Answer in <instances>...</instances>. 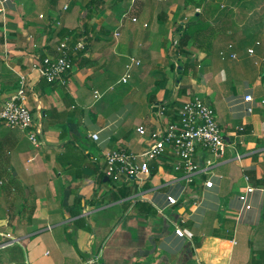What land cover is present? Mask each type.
Returning <instances> with one entry per match:
<instances>
[{"label":"crops","instance_id":"obj_1","mask_svg":"<svg viewBox=\"0 0 264 264\" xmlns=\"http://www.w3.org/2000/svg\"><path fill=\"white\" fill-rule=\"evenodd\" d=\"M89 1L88 14L77 0H11L0 13V108L24 76L40 139L34 147L26 131L0 130V264H264V48L249 55L244 46L264 38V16L257 23L249 16L240 32L244 20L234 15L233 38L219 35L206 54L181 46L189 24L181 0H106L98 10V0ZM72 3L76 12L61 24L56 12ZM65 36L85 49L71 58L64 83L48 84L32 67L56 56ZM131 54L141 62L127 82H120L125 66L116 80L129 85L118 108L108 74ZM248 94L253 101L245 104ZM193 97L213 108L227 144L220 158L196 150L194 161L210 169L188 183L168 153L149 162L147 176L113 182L104 175L105 151L143 152ZM208 179L212 188L204 187ZM247 186L255 190L251 209L241 211ZM175 224L185 238L174 236ZM7 234L12 240L1 247Z\"/></svg>","mask_w":264,"mask_h":264},{"label":"built area","instance_id":"obj_2","mask_svg":"<svg viewBox=\"0 0 264 264\" xmlns=\"http://www.w3.org/2000/svg\"><path fill=\"white\" fill-rule=\"evenodd\" d=\"M11 0H0V13L3 12L6 3ZM223 6H221L222 8ZM68 5L62 7V11H67ZM196 13L200 9L195 10ZM43 19V15L39 16ZM132 22L136 19L132 18ZM55 25H60L55 22ZM114 37H119L118 32H114ZM256 45H260L257 40ZM231 45H229V48ZM85 49L84 41L78 40L72 43L70 36H65L61 39L56 47V56L42 57L32 69L36 70L39 77L48 84L57 82L64 83L65 75L72 69L71 58L74 54L82 52ZM249 55L254 54L252 48L247 50ZM235 59V55L231 56ZM140 61L133 57L129 58V62L125 65V74L120 82L125 83L129 79V72L133 67L139 66ZM28 87L25 83V77L20 76L18 88L16 92L2 104L0 108V125H4L9 129L24 130L27 133V139L34 147L40 145L38 138L39 132L34 130L33 117L26 106ZM95 100L100 99L101 95L97 91L93 92ZM253 101L251 95H245L243 103L248 104ZM245 112L250 114L252 108H245ZM163 114V108L159 115ZM139 136H144L146 131L139 126L136 129ZM94 141L98 140L96 134L91 135ZM227 144L224 140L221 130L216 121L213 108L204 100L193 97L183 102L177 111V121L170 123L162 129L156 130L151 135V143L148 148L141 153H133L125 148H117L108 150L103 153L104 175L113 182H119L123 179H135L149 174V162L156 161L165 155L172 157L173 170L176 173L182 174L188 183L193 181L194 176L201 172H206L210 169L212 163H209L204 168H200L194 161V155L197 149H201L209 153L212 157L220 158L225 152ZM246 179V178H245ZM205 188H212L213 182L208 179L204 183ZM255 190L252 187H246L243 194L238 196L241 203V211L251 209L249 204V195ZM177 199L173 196L166 197V203L169 206L176 204ZM158 213H162L161 208H156ZM173 234L177 238H185L183 230L174 225ZM9 239L7 243H2V246L9 245L12 238L9 234L6 235ZM94 261L90 260L86 264H91Z\"/></svg>","mask_w":264,"mask_h":264},{"label":"rangeland","instance_id":"obj_3","mask_svg":"<svg viewBox=\"0 0 264 264\" xmlns=\"http://www.w3.org/2000/svg\"><path fill=\"white\" fill-rule=\"evenodd\" d=\"M67 1H69V0H67ZM78 1V3H79V5H81V7H82V9H81V11H84V13H86V14H88L89 12H87V10L88 9H90L91 10V8H92V6L90 5V1L89 0H77ZM101 1V2H100ZM183 0H181V2H182ZM228 1H230V0H228ZM257 1V2H256ZM98 2V4L95 6V10L97 9V8H99L98 6H99V4H101L102 2L103 3H105L106 2V0H98L97 1ZM208 1H205V4L207 5L208 3H207ZM126 3H128V5L130 4V0H126ZM182 4V3H181ZM127 5V6H128ZM210 5V4H209ZM75 6H77V4H75V3H72L71 4V7L69 8V10H67V11H62L61 9H60V11H57L56 13H57V16H59V20L58 21H60L61 22V24H62V22H63V20H64V18L67 16V14L68 13H72L71 11H73V12H76V8H74ZM91 6V7H90ZM221 6H223L222 8H226V9H228V10H231V12H232V14H233V17H234V15H241V17L239 18V19H243L244 20V24H242L241 25V28L239 27V29H240V32L246 27V25H247V18H249V16H251V17H253V18H256V23H257V19H258V15L257 14H259V16L260 17H262V15L264 16V1L262 2L261 0H250L248 3L247 2H240V3H238V2H236V4H228V3H226L225 1H223L222 2V5ZM103 7V6H102ZM110 8V7H109ZM121 8H123V6L121 5V6H119L117 9L118 10H120L121 11ZM78 9L79 8H77V11H78ZM43 10H45V11H47V8H45V9H43ZM98 10V9H97ZM115 11V10H114ZM59 13H61V15H59ZM128 15H129V13H128ZM129 16H132V15H129ZM245 18V19H244ZM86 18H83L82 19V22H86ZM246 20V21H245ZM226 22L228 23V24H230L231 25V27L229 28V27H227V29H228V31L231 33L230 35V38L232 39L233 38V36L235 35L234 34V32L235 31H238V30H236L235 29V25H237V23L239 24L240 22L238 21V19H234V18H227L226 19ZM246 23V24H245ZM260 26H258V28H259V30H261V31H263L264 32V21H261V23L259 24ZM112 28V27H111ZM225 28H226V26H225ZM249 30H250V28L248 27V29H247V31H246V33L248 34L249 33ZM109 34H108V39H111L112 38V35H111V32L109 31L108 32ZM229 34H227V35H224V36H228ZM247 36H249L250 38H251V34H248ZM115 38V37H114ZM256 39H258L259 40V38H251L250 39V41H247V42H245L244 43V46L246 47V49H247V47L248 48H252L253 50H255V54H256V52H258V50L259 49H261V48H264V38H261L260 40H259V42H260V45H256ZM112 40V39H111ZM231 53V52H230ZM132 56H129V57H133V58H135V59H137V57H140V55H138L137 56V54H131ZM125 58V57H124ZM120 60H122V59H120ZM125 62L126 61H128L129 62V59H128V57H126L125 59ZM139 60V59H138ZM140 61V60H139ZM257 61V60H256ZM123 63L122 64V67L120 66V65H118L117 66V69L115 70V71H109V77H110V80H113L112 81V83H113V88H115V91L110 95V98H111V101H112V103H113V105L115 106V105H117L118 106V108L120 107V103H123L124 101L122 100V98H123V96L126 94V92L128 91V88H129V85L127 84V85H117V84H115V82H116V80L117 79H119L120 77H121V71L122 70H124V64H126V63ZM127 62V63H128ZM141 62V61H140ZM254 62H255V60H254ZM257 63H258V61H257ZM134 68H137V67H134ZM134 68H132L131 69V71H133V70H135ZM258 68H260V70L261 71H263L262 73H264V61L263 62H260L259 64H258ZM132 73V72H131ZM131 78V77H130ZM88 88H89V86H88ZM91 91V93H92V91H93V89L92 90H90ZM90 93V92H89ZM100 93V92H99ZM99 100V99H98ZM0 130L2 131V132H9L10 131V129H8L7 127H5L4 125H0Z\"/></svg>","mask_w":264,"mask_h":264},{"label":"trees","instance_id":"obj_4","mask_svg":"<svg viewBox=\"0 0 264 264\" xmlns=\"http://www.w3.org/2000/svg\"><path fill=\"white\" fill-rule=\"evenodd\" d=\"M205 1H208L207 5ZM223 1L236 4V2L248 3L250 0H183V9H186L189 24L184 30L181 46L191 44L198 51L209 54L212 42L219 35L230 34L227 27L230 28L231 25L226 22V19H232L233 14L231 10L221 8ZM196 9H200V12L196 13Z\"/></svg>","mask_w":264,"mask_h":264}]
</instances>
